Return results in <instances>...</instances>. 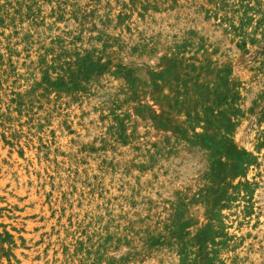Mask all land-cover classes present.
Listing matches in <instances>:
<instances>
[{
  "label": "rangeland",
  "instance_id": "1",
  "mask_svg": "<svg viewBox=\"0 0 264 264\" xmlns=\"http://www.w3.org/2000/svg\"><path fill=\"white\" fill-rule=\"evenodd\" d=\"M0 264H264V0H0Z\"/></svg>",
  "mask_w": 264,
  "mask_h": 264
},
{
  "label": "bare ground",
  "instance_id": "2",
  "mask_svg": "<svg viewBox=\"0 0 264 264\" xmlns=\"http://www.w3.org/2000/svg\"><path fill=\"white\" fill-rule=\"evenodd\" d=\"M3 157V156H2ZM14 159H16V157H14ZM4 168H8V167H4ZM6 190V189H5ZM30 223V222H29ZM13 224V223H12ZM32 224V223H31ZM18 226V225H17ZM30 226V225H29ZM19 254V253H18Z\"/></svg>",
  "mask_w": 264,
  "mask_h": 264
}]
</instances>
